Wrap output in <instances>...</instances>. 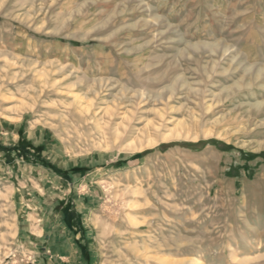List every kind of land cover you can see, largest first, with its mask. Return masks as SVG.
I'll return each mask as SVG.
<instances>
[{
  "label": "rangeland",
  "instance_id": "obj_1",
  "mask_svg": "<svg viewBox=\"0 0 264 264\" xmlns=\"http://www.w3.org/2000/svg\"><path fill=\"white\" fill-rule=\"evenodd\" d=\"M0 264H264V0H0Z\"/></svg>",
  "mask_w": 264,
  "mask_h": 264
},
{
  "label": "crops",
  "instance_id": "obj_2",
  "mask_svg": "<svg viewBox=\"0 0 264 264\" xmlns=\"http://www.w3.org/2000/svg\"><path fill=\"white\" fill-rule=\"evenodd\" d=\"M20 127V125H18V127H15V128H19ZM7 130H9V129H7ZM10 134V133H9ZM6 135H8V134H6ZM11 136H13V134H11ZM13 138H14V136H13Z\"/></svg>",
  "mask_w": 264,
  "mask_h": 264
}]
</instances>
